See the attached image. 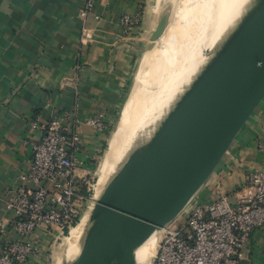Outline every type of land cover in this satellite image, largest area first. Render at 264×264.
<instances>
[{
  "label": "crops",
  "instance_id": "0c3cea01",
  "mask_svg": "<svg viewBox=\"0 0 264 264\" xmlns=\"http://www.w3.org/2000/svg\"><path fill=\"white\" fill-rule=\"evenodd\" d=\"M87 0H0V222L9 232L0 253L17 238L9 201L24 185L33 145L51 119L63 117V128L82 137L79 174L91 173L108 146L114 121L123 112L148 29L143 23L126 30L123 14H141L151 0H95L86 16ZM87 29L91 38L82 40ZM103 112L109 129L99 133L76 120ZM38 122L39 126L33 124ZM264 166V99L197 194L209 201L220 190L235 205L248 176ZM240 192V193H239ZM41 253L25 264H62L53 251L54 228L42 230ZM60 252V248H58ZM237 264H264V225L253 230Z\"/></svg>",
  "mask_w": 264,
  "mask_h": 264
},
{
  "label": "water",
  "instance_id": "95a60500",
  "mask_svg": "<svg viewBox=\"0 0 264 264\" xmlns=\"http://www.w3.org/2000/svg\"><path fill=\"white\" fill-rule=\"evenodd\" d=\"M263 99L264 12L155 146L106 185L85 244L66 246L62 264H146L143 242L198 194Z\"/></svg>",
  "mask_w": 264,
  "mask_h": 264
},
{
  "label": "built area",
  "instance_id": "2783aa9c",
  "mask_svg": "<svg viewBox=\"0 0 264 264\" xmlns=\"http://www.w3.org/2000/svg\"><path fill=\"white\" fill-rule=\"evenodd\" d=\"M95 0H87L86 16ZM141 22V14H123L120 23L129 30ZM85 28L82 40L91 38ZM63 117L57 116L43 126L45 132L33 145L28 170L22 174L24 185L9 201L15 212L10 226L17 235L0 253V264H25L41 253L42 230L55 229L53 251L62 249L77 225L88 197L89 172L79 174L83 165L77 157L81 135L72 127L63 128ZM99 133L109 129L103 112L76 120ZM38 127V122L33 124ZM239 203L216 190L209 201L196 200L187 213L162 230L155 253L147 264H237L253 230L264 225V166L252 172L240 188ZM9 224L0 222V239L9 232Z\"/></svg>",
  "mask_w": 264,
  "mask_h": 264
},
{
  "label": "bare ground",
  "instance_id": "6f19581e",
  "mask_svg": "<svg viewBox=\"0 0 264 264\" xmlns=\"http://www.w3.org/2000/svg\"><path fill=\"white\" fill-rule=\"evenodd\" d=\"M181 6L179 12L182 14L185 6ZM205 9L203 11L202 6L197 7L185 20L186 27L182 26L181 29L189 30L188 37L184 36V40L180 36L172 37L165 46L153 48L143 58L130 108L122 120L113 148L110 170L115 173V177L133 167L155 146L161 134L184 106L217 73L213 67L219 63L221 68L251 30L264 12V0H208ZM162 29L163 27L154 40L161 36ZM181 32L182 30L179 33ZM204 46L209 50L208 58L202 54ZM174 65L180 67V73L168 77L170 67ZM152 76L153 80L162 82L149 89L151 84L149 87L147 84ZM86 214L85 210L69 237L75 234L76 241L72 239L66 243L72 254L85 244L90 232L95 213L80 243L82 231L78 227ZM160 231L162 233V230L155 231L141 246L146 262L157 249Z\"/></svg>",
  "mask_w": 264,
  "mask_h": 264
},
{
  "label": "rangeland",
  "instance_id": "374dc122",
  "mask_svg": "<svg viewBox=\"0 0 264 264\" xmlns=\"http://www.w3.org/2000/svg\"><path fill=\"white\" fill-rule=\"evenodd\" d=\"M182 1H183V3H182ZM189 1H191V2H189ZM186 2H188V3H186ZM200 2H202V4ZM181 4L183 6H185V8H184L185 12L184 13L182 12V14L179 12L181 7H182ZM187 4H189V6ZM207 4H208V0H204V1H202V0H185V2H184V0H181V1L180 0H173V1L172 0H151L150 1L149 8L146 10L145 16L143 17V19L140 22V23H143V26L148 29V35L146 36L144 53L142 54V56L140 58V61H139V64H138V67H137V70L135 73L136 75H135L134 82L132 85L131 93L127 99V103H126V106H125L123 112H121L118 115V117L116 118V120L114 121V127L111 130V132L109 133L110 139L108 141L107 148L105 150H103V152L101 154L98 155V157L96 159L95 166H94V170L91 171V173H89V175L87 177V180L90 182V188L88 189L86 187V185L83 187V193L88 197V199L85 201L84 206H83L84 207L83 212H85V210H86L87 214L84 216L82 223L78 227V230L80 229L82 231L80 243L82 242V240L85 236V233L87 232V230H88V228L92 222V217H93V214L95 213V202H96V200L100 197V195H101L103 189L106 187V185L115 177V173L111 172V170H110V167H111L110 161H111V157H112V153H113V148H114V144H115L117 135H118L120 127H121L122 120L130 108L129 106L131 104V98L133 95V91L137 85L139 71H140V68L142 66L141 63L144 60L143 58L147 54L152 52L153 48L156 49V48H160V47L165 46V44L172 37L180 36V37H182L181 39L184 40V36H187L188 31H189L188 29H184V30L181 29L182 26L183 27L185 26L184 25L186 23L185 20H187V18H189L190 13L193 10H195L197 7L201 8V6H202L203 11H205ZM186 7H188V8H186ZM186 9H188V10H186ZM187 13H188V15H187ZM160 27H163L161 36L157 40H154V39L151 40V36H152L153 32L156 31L157 29H159ZM181 30H182V32L179 33ZM166 33H168V34H166ZM182 34H184V35H182ZM204 47L202 49V54L204 57L208 58L209 50H208V48H206V47L204 48ZM218 64H215V66L213 67L216 70L215 72H217L220 69L219 68L220 65H218ZM174 66L170 67V70H171L170 73L171 74L169 73L168 77H170V75H172V74L174 75L177 72H178V74L180 73V71H179L180 67H178L177 65H174ZM153 77L154 76H152V79L149 81L150 83L148 82V84H147L148 87L151 84L149 89L155 88L156 85L159 84V82H162V80H157V79L153 80L154 79ZM202 77L204 78L203 75H202ZM228 155H229V152L226 153V155L224 156V158L221 162H223L225 159H227ZM108 170L110 171V173ZM197 198L198 197L196 195L192 199V201L187 205V207L171 223V225H174L177 220H179L180 218H183V216L187 213L188 208L197 200ZM160 234H161V231L158 234L157 241L160 237ZM72 239L74 241H76V235L75 234L71 238L66 240V243ZM66 246L67 245H64L62 252L61 251L59 252L58 248L56 249V252L58 254H60V260L61 261L64 259V253H65ZM70 254H72V253H70Z\"/></svg>",
  "mask_w": 264,
  "mask_h": 264
}]
</instances>
